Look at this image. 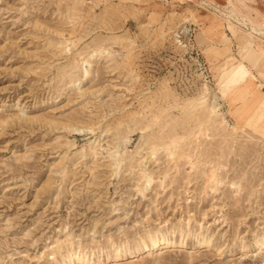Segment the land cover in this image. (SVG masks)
Segmentation results:
<instances>
[{
  "label": "rangeland",
  "instance_id": "374dc122",
  "mask_svg": "<svg viewBox=\"0 0 264 264\" xmlns=\"http://www.w3.org/2000/svg\"><path fill=\"white\" fill-rule=\"evenodd\" d=\"M164 231L86 264H264V0H0V264Z\"/></svg>",
  "mask_w": 264,
  "mask_h": 264
},
{
  "label": "bare ground",
  "instance_id": "6f19581e",
  "mask_svg": "<svg viewBox=\"0 0 264 264\" xmlns=\"http://www.w3.org/2000/svg\"><path fill=\"white\" fill-rule=\"evenodd\" d=\"M253 50H254L253 47L250 46L245 50V52L253 51ZM231 71L233 73H235L238 80H242L243 83L247 82V78H248L246 75L247 69H246L244 64L239 63L238 65H235L234 67L231 68ZM148 184H150V181L146 183V186ZM146 186H145V188H146ZM170 232H173V231H170ZM170 232L164 231V232H160L157 234H156V232L155 233H148L147 235L139 238L138 241H134L131 244H129L128 246H122L120 244H116L112 248V251H111L112 253L105 252V253L99 254L95 257L90 256L89 254H85V253L84 254H81V253L76 254L75 252H68L69 254H67V258H71L72 260L68 261L67 264H86V263H90V262L92 263V262L101 261V260H103V258H106V260L119 259V258L124 257V256H133L139 252L150 251V250L155 249L157 247H167L170 245H174L173 243H175V242L170 237ZM260 244L264 245V237H263L262 243H260ZM64 257H65V255H64Z\"/></svg>",
  "mask_w": 264,
  "mask_h": 264
}]
</instances>
